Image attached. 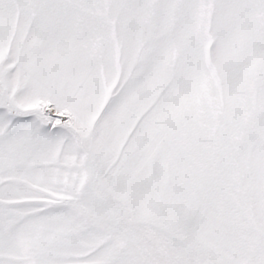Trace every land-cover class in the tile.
I'll list each match as a JSON object with an SVG mask.
<instances>
[{
  "label": "snow or ice",
  "instance_id": "1",
  "mask_svg": "<svg viewBox=\"0 0 264 264\" xmlns=\"http://www.w3.org/2000/svg\"><path fill=\"white\" fill-rule=\"evenodd\" d=\"M0 264H264V0H0Z\"/></svg>",
  "mask_w": 264,
  "mask_h": 264
}]
</instances>
